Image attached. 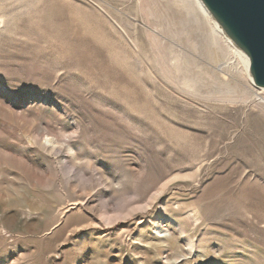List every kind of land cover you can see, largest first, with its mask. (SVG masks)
<instances>
[{
	"label": "rangeland",
	"instance_id": "obj_1",
	"mask_svg": "<svg viewBox=\"0 0 264 264\" xmlns=\"http://www.w3.org/2000/svg\"><path fill=\"white\" fill-rule=\"evenodd\" d=\"M190 17L0 0V264H264V89Z\"/></svg>",
	"mask_w": 264,
	"mask_h": 264
},
{
	"label": "water",
	"instance_id": "obj_2",
	"mask_svg": "<svg viewBox=\"0 0 264 264\" xmlns=\"http://www.w3.org/2000/svg\"><path fill=\"white\" fill-rule=\"evenodd\" d=\"M224 34L250 59L253 83L264 88V0H201Z\"/></svg>",
	"mask_w": 264,
	"mask_h": 264
},
{
	"label": "bare ground",
	"instance_id": "obj_3",
	"mask_svg": "<svg viewBox=\"0 0 264 264\" xmlns=\"http://www.w3.org/2000/svg\"><path fill=\"white\" fill-rule=\"evenodd\" d=\"M183 3L184 9H186L191 15L192 19L197 22V20H201L203 23H208L211 28L212 32H214L215 36L224 35L225 39L228 40V42L233 46L235 53L237 57L239 58L240 63L243 65V67L247 70L249 78L252 81V78L249 73V65H250V59L249 57L239 48H237L234 43L224 34L223 29L220 27V25L214 20L208 9L205 7V5L202 3L201 0H180ZM190 17V18H191ZM199 23V22H198ZM244 55V56H243ZM253 82V81H252ZM264 89V88H261ZM258 101L261 103H264V94H260L258 96Z\"/></svg>",
	"mask_w": 264,
	"mask_h": 264
}]
</instances>
